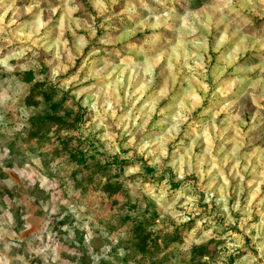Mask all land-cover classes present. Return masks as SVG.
Masks as SVG:
<instances>
[{
    "label": "rangeland",
    "instance_id": "374dc122",
    "mask_svg": "<svg viewBox=\"0 0 264 264\" xmlns=\"http://www.w3.org/2000/svg\"><path fill=\"white\" fill-rule=\"evenodd\" d=\"M15 10L0 44L27 49L34 77L13 74L19 102L0 122V264H45L32 249L49 233L55 264H138L139 239L157 264H192L197 245L179 246L193 232L211 233L195 264H264V0L236 10L221 0H15ZM7 81L0 72V91ZM35 83L63 100L28 104ZM92 96L112 107L107 127L82 103Z\"/></svg>",
    "mask_w": 264,
    "mask_h": 264
},
{
    "label": "clouds",
    "instance_id": "9594fccd",
    "mask_svg": "<svg viewBox=\"0 0 264 264\" xmlns=\"http://www.w3.org/2000/svg\"><path fill=\"white\" fill-rule=\"evenodd\" d=\"M115 2V0H113ZM157 2H160V0H157ZM223 4V8L229 9V10H236L237 9V0H221ZM247 2L250 4L252 0H247ZM240 7H244L243 4L240 5ZM12 12L13 16L15 17L16 15V10H15V0H12V3H7L6 0H0V41L5 40V26H4V19L5 16L9 13ZM175 13V9H168L167 11H164L160 16H157L155 19L157 21H160L161 19H167L170 18L173 14ZM192 13L185 11L183 19L185 22L192 17ZM190 35L194 34L192 32L189 33ZM26 51L27 49L25 48H20V50H16L15 47H13V39H8L6 43L0 44V72L3 74H7L8 76V85L9 87L7 89H4L3 91H0V122L4 120V115L3 111L6 110L9 107V104H18L19 102V95H20V90L17 88H13L12 84L15 81L16 77L13 75L17 70H20L22 72L28 71L29 68L31 67V64L34 62H28L25 61L26 57ZM12 61H16V63H12ZM21 61H25L21 63ZM60 74L59 70L53 72V79H55L56 76ZM36 80H43L42 76H37ZM35 82V81H33ZM73 83V81L69 80L66 81L63 85L65 90ZM238 84H242L243 81L237 79ZM235 86V85H234ZM76 95V100H80V94H75ZM264 98V97H261ZM85 108H91L93 111L97 113V118L99 121V126L101 127H107L105 125L104 120L108 115H111L112 112V107L110 104H108L107 101H105L104 104H100V98L99 96H92L85 98L84 101L82 102ZM225 108L229 107L228 104L224 105ZM25 115L28 113L25 112ZM233 119L239 120L240 116L236 115L233 117ZM147 147V145H145ZM110 152L113 154L119 153L120 148L119 146H114L113 148L109 149ZM5 154H7V150H5ZM163 155V153H161ZM155 163H159V160H155ZM140 171L139 168H129L127 170V174H132L135 172ZM23 176L24 173H21ZM9 184L11 182H8ZM43 186V185H42ZM131 187V185H130ZM219 203V201H218ZM53 213H55L56 209L53 208ZM225 211H227V207L225 206ZM82 229L87 233L84 237L85 244L88 245L89 242L93 239V233L91 228L89 227V224L85 222L82 225ZM64 231L69 232V238H73L75 233L70 231L68 226L65 225L63 227ZM156 229H153L155 231ZM211 235L209 232H205L204 235L200 238H196V233L193 232L192 235L185 241V243L181 246H179L180 251L184 253H188L189 250L191 249V246L193 244L195 245H200L205 240ZM48 243L43 244L42 246H39L37 248L32 249V251L35 253L36 256L42 257L45 264H49L51 261V264H55V261L59 259V253H58V248L59 245H55L53 241L52 234L49 233L48 236ZM116 243H119V241H116ZM18 247L19 245H15ZM6 248L8 246L6 245ZM102 252L105 254V258L107 259L108 257L106 256L107 253L111 252V247L108 245H105L102 249ZM262 255H264V249H261ZM121 256L124 255L123 249L120 250L119 253ZM19 259H23V257H19ZM255 258H253L254 260ZM94 262H98L100 260L99 256H93ZM4 264H9L7 260L4 261Z\"/></svg>",
    "mask_w": 264,
    "mask_h": 264
},
{
    "label": "trees",
    "instance_id": "16d2710c",
    "mask_svg": "<svg viewBox=\"0 0 264 264\" xmlns=\"http://www.w3.org/2000/svg\"><path fill=\"white\" fill-rule=\"evenodd\" d=\"M25 79L27 81H29L30 79H32L34 77V73L32 71H26L22 74ZM31 89V93L32 96L28 97V104H34L31 100H33V97L35 95L40 96L42 99L45 100V102L49 103V106L51 108H55L56 106H58V104L63 100V99H59L58 101H52L51 100V96L49 95V91L44 89V84L42 83H35L33 85H31L30 87ZM30 99V101H29ZM71 157L73 158V160H75L77 163H81L86 165V160L84 157L80 156L77 157V155L71 154ZM114 163L119 164L118 161H114ZM120 164H127L125 162H121ZM120 166V165H119ZM146 170L149 173H152L151 169H147ZM145 236V235H144ZM136 247L138 248V253L140 254L139 257H137L135 260L138 264H144V263H149V264H157V262H155L152 258V251L150 246L147 245L146 240L143 239H139L137 240V242L135 243ZM206 252V246L205 245H197L194 247V251L193 254H191L190 257V261L193 262L192 264H195V257H203V254ZM189 264V263H187Z\"/></svg>",
    "mask_w": 264,
    "mask_h": 264
}]
</instances>
